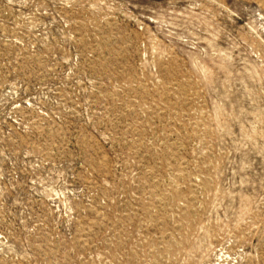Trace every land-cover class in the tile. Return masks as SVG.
<instances>
[{"label": "rangeland", "instance_id": "374dc122", "mask_svg": "<svg viewBox=\"0 0 264 264\" xmlns=\"http://www.w3.org/2000/svg\"><path fill=\"white\" fill-rule=\"evenodd\" d=\"M0 264H264V0H0Z\"/></svg>", "mask_w": 264, "mask_h": 264}]
</instances>
